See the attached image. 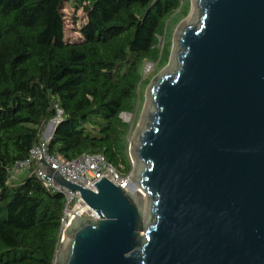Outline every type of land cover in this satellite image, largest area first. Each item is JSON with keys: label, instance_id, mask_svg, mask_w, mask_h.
I'll return each instance as SVG.
<instances>
[{"label": "water", "instance_id": "95a60500", "mask_svg": "<svg viewBox=\"0 0 264 264\" xmlns=\"http://www.w3.org/2000/svg\"><path fill=\"white\" fill-rule=\"evenodd\" d=\"M128 147L134 194L36 163L98 216L70 220L53 264H264V0H190Z\"/></svg>", "mask_w": 264, "mask_h": 264}, {"label": "trees", "instance_id": "16d2710c", "mask_svg": "<svg viewBox=\"0 0 264 264\" xmlns=\"http://www.w3.org/2000/svg\"><path fill=\"white\" fill-rule=\"evenodd\" d=\"M188 9L182 0H0V264H53L63 195L30 169L8 180L49 120L60 118L49 154H101L130 173V125L120 115L138 113L140 89L168 62L169 22ZM146 62L153 69L142 77Z\"/></svg>", "mask_w": 264, "mask_h": 264}, {"label": "built area", "instance_id": "2783aa9c", "mask_svg": "<svg viewBox=\"0 0 264 264\" xmlns=\"http://www.w3.org/2000/svg\"><path fill=\"white\" fill-rule=\"evenodd\" d=\"M160 39L158 37L160 47ZM161 48V47H160ZM153 69V63L146 62L142 68V77L147 76ZM35 143L30 151L28 159L17 162L9 172L8 180L17 179L23 172L30 169V175L40 181L42 186L51 192H57L64 197V206L59 223L58 242H63V232L70 220L75 217L90 219L98 218L97 214L82 199L78 191H70L65 187L55 184L51 179L45 178L41 169H35L38 160L43 159L54 171L59 173L65 180L89 190H95L94 185L101 179L106 178L116 186L130 191L129 183L132 180L129 175L121 176L109 164L101 154H81L75 159L67 160L61 154H49L47 152L48 139L42 138Z\"/></svg>", "mask_w": 264, "mask_h": 264}, {"label": "rangeland", "instance_id": "374dc122", "mask_svg": "<svg viewBox=\"0 0 264 264\" xmlns=\"http://www.w3.org/2000/svg\"><path fill=\"white\" fill-rule=\"evenodd\" d=\"M182 2H183V9H185L186 7L187 8H189L188 9V13L181 19V17H182V15L181 14H177L170 22H169V25H168V29H167V34H166V41H167V43H168V41H170L171 42V44H170V49H169V51H170V53H171V48H172V36H173V33H174V30H175V28H176V26L183 20V19H185L187 16H188V14H189V11H190V0H182ZM71 8L68 6V5H66L65 6V9L63 10V13H64V23H63V27H64V29H65V31H66V38L68 37V38H70V39H74L76 36H77V34H76V32H74L73 30H70V29H72L71 28V18H70V14H71ZM178 21V22H177ZM177 22V23H176ZM162 46H163V39H160V47L162 48ZM166 49H168V47H166ZM160 54V53H159ZM159 56V55H158ZM169 57H170V54H169ZM168 61H169V59H168ZM167 64H168V62H167ZM166 64V65H167ZM166 65L164 66V67H166ZM163 67V68H164ZM163 68H161L158 72H157V74L163 69ZM156 75V74H155ZM150 83V82H149ZM148 83V84H149ZM148 84L146 85V87H144L143 89H140V92H139V94H140V102H139V111H138V113H133V114H128V113H122L121 115H120V117H121V119L124 121V122H126V123H128L129 125H130V130H129V133H128V144H130V137H131V135H132V133H133V130H134V128H135V126H136V123H137V121H138V118H139V115H140V112H141V109H142V106H143V103H144V94H145V91H146V88H147V86H148ZM57 120H60V118H59V116L57 117ZM44 128H45V126H44ZM49 130H50V128H49ZM129 158H130V155H129ZM130 161H131V158H130ZM132 168H133V165H132V161H131V171H130V173L132 172ZM139 189V187L137 186V185H135V182L133 181V180H131V186H130V192H132L133 193V191H135L136 189ZM134 194V193H133ZM60 244H62L61 242H58V247L60 246Z\"/></svg>", "mask_w": 264, "mask_h": 264}, {"label": "crops", "instance_id": "0c3cea01", "mask_svg": "<svg viewBox=\"0 0 264 264\" xmlns=\"http://www.w3.org/2000/svg\"><path fill=\"white\" fill-rule=\"evenodd\" d=\"M48 133H49V128H46V126H45V128L43 130L42 138L46 139Z\"/></svg>", "mask_w": 264, "mask_h": 264}, {"label": "bare ground", "instance_id": "6f19581e", "mask_svg": "<svg viewBox=\"0 0 264 264\" xmlns=\"http://www.w3.org/2000/svg\"><path fill=\"white\" fill-rule=\"evenodd\" d=\"M130 186H131V180H130V183H129V189H130ZM136 189V188H135ZM138 189H136L135 191H133V193H135Z\"/></svg>", "mask_w": 264, "mask_h": 264}]
</instances>
